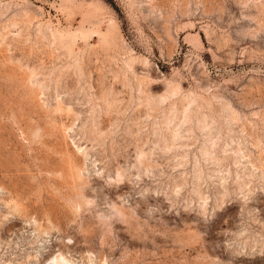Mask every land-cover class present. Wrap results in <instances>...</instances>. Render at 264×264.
<instances>
[{
	"label": "rangeland",
	"instance_id": "rangeland-1",
	"mask_svg": "<svg viewBox=\"0 0 264 264\" xmlns=\"http://www.w3.org/2000/svg\"><path fill=\"white\" fill-rule=\"evenodd\" d=\"M0 264H264V0H0Z\"/></svg>",
	"mask_w": 264,
	"mask_h": 264
}]
</instances>
